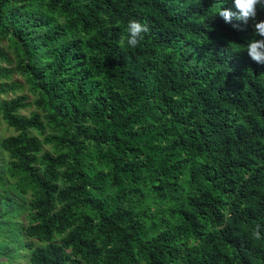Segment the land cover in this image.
<instances>
[{
	"label": "trees",
	"instance_id": "1",
	"mask_svg": "<svg viewBox=\"0 0 264 264\" xmlns=\"http://www.w3.org/2000/svg\"><path fill=\"white\" fill-rule=\"evenodd\" d=\"M222 3L0 0V264H264V64Z\"/></svg>",
	"mask_w": 264,
	"mask_h": 264
},
{
	"label": "clouds",
	"instance_id": "2",
	"mask_svg": "<svg viewBox=\"0 0 264 264\" xmlns=\"http://www.w3.org/2000/svg\"><path fill=\"white\" fill-rule=\"evenodd\" d=\"M218 8L215 14H218L226 23H232L234 20L247 24L250 19L255 20V35L259 39L249 40L243 48H246L249 57L258 64H264V20H257L258 6H264V0H231L232 7H224L223 4ZM239 27V24H234ZM149 32V25L139 20H130L126 28V39L121 38L119 46L125 45L135 48ZM234 50H240L237 45Z\"/></svg>",
	"mask_w": 264,
	"mask_h": 264
},
{
	"label": "rangeland",
	"instance_id": "3",
	"mask_svg": "<svg viewBox=\"0 0 264 264\" xmlns=\"http://www.w3.org/2000/svg\"><path fill=\"white\" fill-rule=\"evenodd\" d=\"M33 109H34V107H30L29 109H25L23 112H24L25 115H29L31 110H33ZM10 133H12V131L6 129V124L0 122V135H4V134L7 135V134H10Z\"/></svg>",
	"mask_w": 264,
	"mask_h": 264
}]
</instances>
